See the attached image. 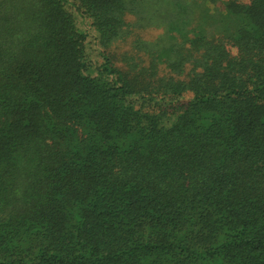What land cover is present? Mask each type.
Here are the masks:
<instances>
[{"label":"trees","instance_id":"trees-1","mask_svg":"<svg viewBox=\"0 0 264 264\" xmlns=\"http://www.w3.org/2000/svg\"><path fill=\"white\" fill-rule=\"evenodd\" d=\"M0 264H264V0H0Z\"/></svg>","mask_w":264,"mask_h":264},{"label":"rangeland","instance_id":"rangeland-1","mask_svg":"<svg viewBox=\"0 0 264 264\" xmlns=\"http://www.w3.org/2000/svg\"><path fill=\"white\" fill-rule=\"evenodd\" d=\"M185 1H190V0H185ZM77 25H78L79 29H81L82 31L86 30L89 33V35H90L89 41H91L93 43V38L95 35H94V32L91 29H89L90 28L89 22H87V21L85 22V21H82L81 19H77ZM156 33H157L156 30H152L151 31V36H152L151 38L156 36L155 35ZM128 45H129L128 42L127 43H125V42L124 43H117L114 46H112L110 50L107 51V55L109 57H111V56L114 58L116 57L115 58L116 59V62H115L116 66L121 67L122 62L120 60V57H121V55H123L127 52Z\"/></svg>","mask_w":264,"mask_h":264}]
</instances>
